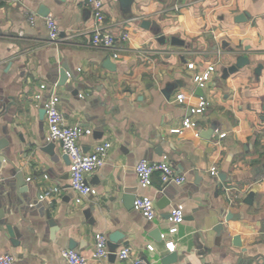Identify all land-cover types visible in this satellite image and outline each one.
Returning a JSON list of instances; mask_svg holds the SVG:
<instances>
[{
    "label": "crops",
    "instance_id": "0c3cea01",
    "mask_svg": "<svg viewBox=\"0 0 264 264\" xmlns=\"http://www.w3.org/2000/svg\"><path fill=\"white\" fill-rule=\"evenodd\" d=\"M104 2L107 28L118 38L111 49L91 45L94 14L87 0H0V142L7 145L0 154V256L12 255L13 264H67L62 251L91 258L98 234L109 242L119 232L124 238L117 252L129 248L131 258L148 264H163L171 254L175 264H264V0H135L130 8ZM48 20L63 41H50ZM146 20L186 46L160 45L141 28ZM242 55L250 65L224 79L223 71ZM107 60L114 70L105 68ZM63 66L76 77L67 87L57 85ZM206 72L210 79L201 89L195 77ZM182 93L185 104L176 102ZM53 94L68 126L92 131L79 140L84 153L112 144L104 166L86 177L97 195L81 204L63 146L48 141L46 114L41 118ZM202 97L206 111L193 114ZM187 118L197 127L173 133ZM48 143L55 144L56 161L44 151ZM165 158L187 181L166 185L156 173L153 186L142 187L137 164ZM11 162L24 174L25 194L10 187ZM165 186L172 203L160 210ZM52 188L59 192L41 200ZM139 197L155 200L154 220L135 210ZM178 205L186 209L185 220L171 235L169 215ZM227 213L234 219L227 222ZM156 229L176 244L174 251L151 237ZM237 236L241 247L234 245ZM89 264L131 262L116 255Z\"/></svg>",
    "mask_w": 264,
    "mask_h": 264
},
{
    "label": "built area",
    "instance_id": "2783aa9c",
    "mask_svg": "<svg viewBox=\"0 0 264 264\" xmlns=\"http://www.w3.org/2000/svg\"><path fill=\"white\" fill-rule=\"evenodd\" d=\"M87 5L93 8L94 14V25L90 36L92 47L103 49L113 48L118 38L107 28L104 0H87ZM47 26L51 42L64 40L61 38L60 29L54 20H48ZM122 38L128 40L130 36L124 34ZM115 57H117V55H115ZM209 79L210 72H206L202 76L195 77V82L199 88L205 89ZM41 88L45 90L47 86L42 85ZM39 99H41V96H39ZM187 99V95L182 93L176 97V102L185 104ZM59 103L60 98L53 94L44 105L48 126V141L61 142L63 145L64 152L70 160V186L72 191L76 194V203L81 204L84 198L97 195V190L87 184L86 177L104 166L112 144L101 143L96 145L92 152L84 153L79 145V140L84 135H91L92 131L82 129L79 126H68L59 108ZM207 106L208 102L202 97L200 98L198 106L192 108L191 112L193 114H202L206 111ZM196 127V122L187 118L183 121L181 128L174 129L172 132L175 134H182L184 130ZM136 173L141 186L144 188L153 186V177L156 173L160 174L162 183L166 185H183L187 181L185 176H181L175 172L167 158L156 163L141 161L136 166ZM228 191L230 190H227V192ZM57 192H59L57 188L49 189L40 196V199H49ZM134 208L149 221L157 217L156 202L153 198H137ZM185 213L186 209L183 205H178L171 210L169 216V222L172 225L169 231L171 235L178 233L179 226L183 224L185 220ZM95 239L96 248L91 258L69 249L62 251V257L67 264H89L91 260L99 261L107 258L111 254L108 247V238L105 235L98 234ZM162 240L165 241L166 248L169 251H174L176 244L173 241L168 240L165 235H162ZM148 249L153 251L154 247L148 246ZM115 254L121 260H129L131 264H148L143 258H131L129 248H124ZM14 260L15 258L10 254L0 256V264H13Z\"/></svg>",
    "mask_w": 264,
    "mask_h": 264
},
{
    "label": "water",
    "instance_id": "95a60500",
    "mask_svg": "<svg viewBox=\"0 0 264 264\" xmlns=\"http://www.w3.org/2000/svg\"><path fill=\"white\" fill-rule=\"evenodd\" d=\"M124 8H130L131 5L133 4V2L135 0H117ZM243 16H241L238 19H242ZM141 28L146 29V30H150L151 33L153 34L154 37H156L157 42L160 45H166V44H171L174 47H185L186 44L183 40L179 39L178 37H171L170 39H168L165 35H163V30L160 26H158V24L156 22H152V21H143L141 23ZM251 63L249 57L247 56H239L236 60V63L229 67L226 68L223 71V78L224 79H228L231 75L239 72L241 69H243L246 66H249ZM105 68H107L108 70H114V65L111 64L110 60H107L105 63ZM263 66L259 65L256 67L255 69V75L259 78L262 72ZM60 78H59V82L57 83V85L59 87H67V82L68 80H76L75 75L70 71V69L67 68V66H63L60 71ZM170 90L171 89H167L164 93L167 97H170ZM199 93H201L202 91L199 89L198 90ZM73 93H77V91H74ZM46 114V110L45 108H43L41 110V118L44 117ZM214 128L204 132L203 136L206 139H211L212 135L214 134ZM6 142L1 141L0 142V154L1 151L6 147ZM63 146V145H62ZM44 151L47 152L54 161H56V154H55V144L54 143H48L47 145H45L44 147ZM63 159L66 161L67 164L70 163L69 157L67 155H65L63 157ZM11 170L9 171V176L11 177V186L14 188V185H16L18 192L22 195L25 194L27 192L26 189V180L24 177V174L21 170V168L19 166H17V164L11 162ZM263 169H264V165H263ZM2 170V168L0 167V171ZM219 178L221 180V182H225V176L224 174H220ZM160 194L161 197L159 198L158 202H157V207L160 210H164L166 209L168 206H171V197L168 195V188L165 186L164 188H160ZM127 199H129L127 196H124V200L127 201ZM252 199H253V194H251L247 200L245 201L247 204H252ZM19 202H23L22 197H19ZM136 201V200H135ZM170 216V215H169ZM47 217L49 219V224L51 227H54V222L51 219V215L50 213H47ZM234 219V215L232 213H227V215L225 216V220L227 222L231 221ZM223 228L222 224H219L217 228H215L216 231H219ZM8 230L9 233L11 235V237L14 239L12 241L13 246H17L18 242L15 240V232L13 230V227H11L10 225L8 226ZM55 231V229L53 230V232ZM151 237L154 238L155 240L159 239L160 237L162 238V232L160 229H156L154 230V232L151 234ZM124 236L123 234L116 232L114 234H112L109 237V242H108V247L109 250L111 252V254L109 255L110 257H115V253L117 252L118 248H119V244L120 242L123 240ZM234 245L237 247H241V238L239 236L235 237L234 239ZM73 243H71L70 248H73ZM177 255L176 254H171L169 255L167 258H165L163 260V264H175L177 263Z\"/></svg>",
    "mask_w": 264,
    "mask_h": 264
}]
</instances>
